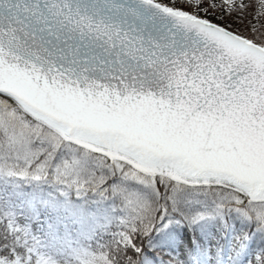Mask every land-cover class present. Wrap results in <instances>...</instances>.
<instances>
[{
    "label": "snow or ice",
    "instance_id": "6c2138e0",
    "mask_svg": "<svg viewBox=\"0 0 264 264\" xmlns=\"http://www.w3.org/2000/svg\"><path fill=\"white\" fill-rule=\"evenodd\" d=\"M0 264H264V0H0Z\"/></svg>",
    "mask_w": 264,
    "mask_h": 264
}]
</instances>
